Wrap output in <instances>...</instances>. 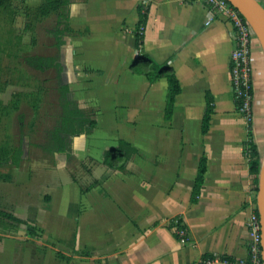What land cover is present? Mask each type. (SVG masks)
I'll use <instances>...</instances> for the list:
<instances>
[{
  "label": "crops",
  "instance_id": "obj_1",
  "mask_svg": "<svg viewBox=\"0 0 264 264\" xmlns=\"http://www.w3.org/2000/svg\"><path fill=\"white\" fill-rule=\"evenodd\" d=\"M139 5L148 7L143 52L167 63L180 85L169 118L167 78L150 81L134 64ZM66 11L69 30L54 55L68 98L93 112L95 126L73 138L70 163L62 152L46 157L27 143L18 167L0 161V174L10 176L0 179V208L26 223L15 235L0 232V264H35L40 245L46 251L37 264H197L245 257L251 177L243 148L250 133L264 157V56L258 44L251 53L248 130L231 87L230 27L220 18L206 25L201 3L69 0ZM207 95L213 113L202 133ZM0 103H6L2 94ZM120 141L136 149L125 171L104 163ZM201 156L206 168L192 202ZM80 184L92 187L82 195ZM173 218L186 226L188 243L174 234ZM18 242L24 243L21 252L15 251Z\"/></svg>",
  "mask_w": 264,
  "mask_h": 264
},
{
  "label": "trees",
  "instance_id": "obj_2",
  "mask_svg": "<svg viewBox=\"0 0 264 264\" xmlns=\"http://www.w3.org/2000/svg\"><path fill=\"white\" fill-rule=\"evenodd\" d=\"M11 0H0V10L9 7ZM69 0H45L41 6V13L46 14L49 11L56 13L54 27L50 30L54 37L53 46L58 49L63 43V36L68 32L67 11L66 7ZM138 22L136 24L134 34L136 39V57L134 64H141L144 74L150 81H154L160 77L167 78V96L165 104V117L169 118L173 109V102L176 94L180 91L179 82L167 63H157L146 55L142 50L143 34L148 15V7L145 5L138 6ZM25 61L33 69L39 72H45L50 69L55 70V79L57 80L58 104L60 112L57 116L55 124L47 130L45 139L41 142H28V145L40 149L46 157H51L56 153H64L67 162L70 163L75 160L72 155V142L75 136L89 133L95 126L93 119V112L81 109L78 105L68 98V87L62 83L61 71L62 66L57 55H28ZM213 113V105L211 96L207 95V104L201 122V132L205 133L208 130L211 114ZM21 118L23 116H20ZM249 130V129H248ZM249 133V132H248ZM20 132L18 144L12 149L5 144L0 147V161L4 163L9 162L10 165L18 167L23 161V136ZM244 156L247 159L249 174L253 183V189L257 190L258 173L261 165L262 157L252 139L251 133L248 139L244 141L243 148ZM136 153V149L129 143L120 141L118 146L112 147L109 151V158L104 163L107 166L115 167L120 171H125L126 162ZM206 168L205 156L199 159L197 174L194 181L191 201L195 202L200 194L203 176ZM9 174H0V179L9 178ZM73 180L76 178L71 174ZM91 184H80V192L84 195L90 188ZM179 221H181L178 218ZM21 224H26L23 220L15 217L10 211L0 208V232L2 234L15 235L18 232ZM170 224V223H169ZM3 237L0 236V242ZM23 242H18L15 251L21 252L23 250ZM46 247L40 245L36 250V262L44 256Z\"/></svg>",
  "mask_w": 264,
  "mask_h": 264
},
{
  "label": "rangeland",
  "instance_id": "obj_3",
  "mask_svg": "<svg viewBox=\"0 0 264 264\" xmlns=\"http://www.w3.org/2000/svg\"><path fill=\"white\" fill-rule=\"evenodd\" d=\"M44 1L11 0L0 10V94L6 99L0 103V147L12 149L20 132L23 144L41 142L60 112L55 70L42 73L25 61L28 55L56 52L50 31L56 13H41Z\"/></svg>",
  "mask_w": 264,
  "mask_h": 264
},
{
  "label": "built area",
  "instance_id": "obj_4",
  "mask_svg": "<svg viewBox=\"0 0 264 264\" xmlns=\"http://www.w3.org/2000/svg\"><path fill=\"white\" fill-rule=\"evenodd\" d=\"M201 3L207 10L205 24L215 18H220L230 27L232 49L229 56L231 87L236 111L244 118L249 129L252 119V103L254 91L251 82L252 64L251 53L254 45L258 44L251 26L245 21L239 11L227 0H191ZM256 189H253L252 180L245 199L248 210L246 225L249 238L246 243L247 255L242 258L214 257L201 259L197 264H261L260 256V225L256 211ZM178 238L185 244L190 241L189 233L182 221L173 218L168 221Z\"/></svg>",
  "mask_w": 264,
  "mask_h": 264
},
{
  "label": "water",
  "instance_id": "obj_5",
  "mask_svg": "<svg viewBox=\"0 0 264 264\" xmlns=\"http://www.w3.org/2000/svg\"><path fill=\"white\" fill-rule=\"evenodd\" d=\"M227 1L239 11L245 21L251 26L264 56V6L258 0ZM255 202L260 225L261 264H264V157L259 168Z\"/></svg>",
  "mask_w": 264,
  "mask_h": 264
}]
</instances>
